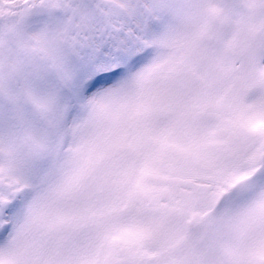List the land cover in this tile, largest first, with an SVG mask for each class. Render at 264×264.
<instances>
[{
	"label": "snow or ice",
	"instance_id": "snow-or-ice-1",
	"mask_svg": "<svg viewBox=\"0 0 264 264\" xmlns=\"http://www.w3.org/2000/svg\"><path fill=\"white\" fill-rule=\"evenodd\" d=\"M0 264H264V0H0Z\"/></svg>",
	"mask_w": 264,
	"mask_h": 264
}]
</instances>
